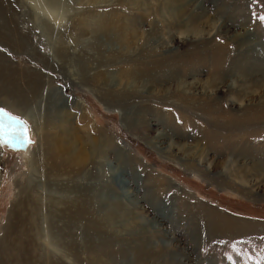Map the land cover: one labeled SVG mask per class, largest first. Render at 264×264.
Returning <instances> with one entry per match:
<instances>
[{"label": "rangeland", "instance_id": "374dc122", "mask_svg": "<svg viewBox=\"0 0 264 264\" xmlns=\"http://www.w3.org/2000/svg\"><path fill=\"white\" fill-rule=\"evenodd\" d=\"M182 3L188 20L205 14L216 26L176 28L158 0H0V72L18 78L0 74V128L26 141L0 136V264H135L139 250L149 264H264V181L251 187L222 167L241 145L254 151L245 165L264 159V121H248L264 107V82L253 99L233 93L240 64L264 63V0ZM104 16L134 31L127 44ZM217 46L223 79L203 93ZM197 51L205 63L189 62ZM64 112L72 140L94 153L53 168L40 127Z\"/></svg>", "mask_w": 264, "mask_h": 264}, {"label": "bare ground", "instance_id": "6f19581e", "mask_svg": "<svg viewBox=\"0 0 264 264\" xmlns=\"http://www.w3.org/2000/svg\"><path fill=\"white\" fill-rule=\"evenodd\" d=\"M158 1L159 2H162L164 4V9H166V13L168 14L167 15L168 16L167 18H170L172 25L173 26H177L176 28H178V26L184 27L186 29V32L194 31L195 34L201 35V34H204V32H203L204 30L202 29L203 30L202 31V30L199 29V24L200 25L202 24L203 25L202 27H204V28L205 27H209L210 29H213L216 26V21L217 20H214V18H211V17L205 18L204 17L205 14L204 15L202 14L203 15L202 17H204V18L197 17L196 19L188 20V17H185L186 10L184 9L183 3H182V1H184V0H158ZM178 2H181L182 6H178L177 5ZM167 9H169V10H167ZM176 9H177V11H176ZM164 15H166V14H164ZM98 21H99V24L101 23V26H103L104 28L114 29V31L117 34H119V37L122 40H125V44H127L128 41L131 40V37H133L132 35L134 34V31H131L126 26H123L121 28L120 26H117L116 25V22L115 21H120V19L117 18V17L108 18L107 16L106 17L104 16V17L101 18V20L99 19ZM83 22H85V21H83ZM116 29H118V30H116ZM111 32H112V30H111ZM112 33H114V32H112ZM121 44H122V42H121ZM224 48H223V46H217L215 48L214 52H212L211 60L213 62L211 64H213V66H214V73L211 76H209V78L206 79L204 82H202L200 88L203 90V93H205L206 91L209 92L206 89H210V91H215L216 92L217 91V88H218V85H219L218 83L221 82V80L223 79V78H221V75L222 74H221L220 68H221V65H222V63H223L226 55H227V53L224 50ZM212 50H213V48H212ZM189 58H190L189 62L192 59H197L196 60L197 61V64L198 63L200 64V62L201 63H205L206 62V59L208 60L207 54L205 55L204 53H202L200 51H197V54L196 55L190 54L189 55ZM263 59H262V61H264ZM186 60H188V59H186ZM258 60H260V59H258ZM258 60L255 61V62H257V64L255 63L253 66H247V64H240L238 66V68H236L235 71H236V73L238 75V78H239L238 81H240L241 84H238L237 85V88H239L240 91L238 89H236V91L235 92L233 91V93L235 95L239 96V98L240 97H247L249 99H253V95H254L255 91H259V93H260L261 85L264 82V72H261V69L263 68L264 63L261 62V64H260ZM189 62H188V64H189ZM185 63H187V62H185ZM192 63H193V61H192ZM224 63H225V61H224ZM211 66L212 65H210V67ZM205 67H207V66H205ZM207 68H209V67H207ZM211 68H210V71L213 70V69L211 70ZM8 71L9 70L2 71V72H0V74H1L2 77L5 76L4 78H8L9 80H7V81H9V83L12 82V84L10 83V85H13V83L18 78L17 79L16 78L14 79V75L12 73L8 72ZM20 72H16V74L19 75V74H21ZM258 74H260L261 77L259 79H253V77L255 75H258ZM17 77H19V76H17ZM20 77L22 78V76H20ZM250 78H252L251 83L254 86L253 90H252V87L250 85H247V84L244 83L246 79H250ZM21 80H22V82L20 81V83H23V81H26V80H23V79H21ZM28 81H31V80H28ZM9 83H6V84L9 85ZM32 83L33 82L31 81V83L29 85H27V87H26L27 91L24 92L23 97L27 93L29 94V96H33L34 95V94L32 95V91L33 90L31 91V89L29 88ZM34 83H33V85H34ZM33 85H32V87L34 88ZM18 88H21V87L18 86ZM36 90L37 89H35V91ZM20 92H21V94L23 93L21 90H20ZM29 96H26L25 95L26 98L29 97ZM234 98H235V96H231L230 97L231 100H233ZM202 99H205L206 100V98H202ZM211 99H207L205 101V103L203 104V106H201V107H203V109L205 110V112L206 111L207 112H210V113L213 112L212 109H211L212 108V105L209 103V101ZM7 104L10 107H14L15 109L17 108L15 106V104L9 103L8 100H7ZM22 111H23L22 112V115H23V117L25 119L30 118L31 112L29 110H22ZM65 114L67 116H64V115L61 114L64 117H63L62 121H60L59 123H57V125H55V124L54 125L53 124H48V125H46L47 127H45V128L42 129V127L45 124L44 123L43 126L41 125L42 127H40V136H39L40 146H42L44 144V148H42L41 150H42V152L45 155H48V157H49L48 160L51 161L50 162L51 165L53 164L51 166L53 168L56 167L55 164L58 165L59 162L61 164H63V163L65 164L66 161H70L71 164H75V163L76 164H80V163L82 164L84 160H86L89 156H91L92 153H94V151H92V150L91 151L85 150V147H86V141H85V139L83 140L81 137H77L76 136V138L72 140L71 133L74 134L73 132H75V131H74L73 128L71 129V128H68L67 127L66 123L68 124L69 117H68L67 112ZM253 114L254 115L252 117L250 116V118H248L249 119L248 121H252L253 119H255L257 122L259 121V119H262V120H260L261 122L264 121L263 120L264 119V107L256 108V111ZM234 119L235 118L232 119L233 121H231L230 124L232 126H236V125H239L240 126V122H242V121L238 122V121H234ZM254 121H252V122H254ZM214 123H215V121H214ZM249 123H247V124H249ZM262 123H264V122H262ZM47 128H49V129H47ZM54 129H55V132H50V130H54ZM209 134L207 135V137L209 136L208 141L211 142V143H213V144H215L216 143L215 140L218 139L217 135L214 134V132H211ZM203 138H205V137H203ZM90 140H91V138H90ZM93 141H94V143H91V144H93L92 147L93 148H98L100 146V142L98 141V139L93 140ZM239 143H240V141H239ZM222 144L224 145V143H222ZM225 144H227V142H225ZM170 145L171 146L167 149L168 151L177 150L178 152L184 154V156H186V157H189L191 155L192 156H201L202 157L205 154L204 153L205 152V149L202 146H198V147L195 146L193 150L186 151V150L183 149V145L182 146H180V145L179 146H175V145H172V144H170ZM225 148H227V147H225ZM233 151L237 153V154L235 153V156H237V158H234V160H232L228 164L223 163L222 164V167L225 168L230 173V176L236 178L237 180L239 179L241 182H243V183H245V184H247V185H249L251 187H259V186H261V182L264 181V159L261 160V161H252V162H250L249 166H247V165H245L246 162H244L245 163L244 164L243 161H244V159L247 158V156H252L251 153H254L253 149H250L249 147H246L245 145H241V146H236L233 149ZM241 162L243 163L242 166L241 167H237V163H241ZM67 166L65 165V168ZM225 225H227V224H225ZM219 228L220 227L218 226V224L216 222H214V220H213V222L210 224V229L213 230V231H216ZM146 254H147L146 252H143V251H140V250L137 251L136 252V257H135L136 258L135 264H149V260L147 258H145ZM155 255H157V254L155 253Z\"/></svg>", "mask_w": 264, "mask_h": 264}, {"label": "snow or ice", "instance_id": "6c2138e0", "mask_svg": "<svg viewBox=\"0 0 264 264\" xmlns=\"http://www.w3.org/2000/svg\"><path fill=\"white\" fill-rule=\"evenodd\" d=\"M3 109H0V113H3ZM9 120L11 121V125H25V122L24 121H21L19 120V118H15V117H11L9 116ZM26 127V125H25ZM4 135H12L15 139V142L18 143V144H23L25 143V139L23 138V136L20 134V133H16V134H13V133H8V132H5L3 130V128H0V136H4Z\"/></svg>", "mask_w": 264, "mask_h": 264}]
</instances>
